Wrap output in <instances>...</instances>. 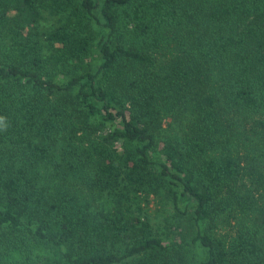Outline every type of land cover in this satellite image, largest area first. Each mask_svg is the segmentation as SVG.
I'll list each match as a JSON object with an SVG mask.
<instances>
[{
    "label": "trees",
    "instance_id": "16d2710c",
    "mask_svg": "<svg viewBox=\"0 0 264 264\" xmlns=\"http://www.w3.org/2000/svg\"><path fill=\"white\" fill-rule=\"evenodd\" d=\"M0 264H264V0H0Z\"/></svg>",
    "mask_w": 264,
    "mask_h": 264
},
{
    "label": "rangeland",
    "instance_id": "374dc122",
    "mask_svg": "<svg viewBox=\"0 0 264 264\" xmlns=\"http://www.w3.org/2000/svg\"><path fill=\"white\" fill-rule=\"evenodd\" d=\"M127 192L129 193V195H131V192L129 189ZM113 197L114 195L110 196V198H113ZM110 198L108 199L106 206H109L113 203V201ZM137 203L142 205L141 206L142 209H138L135 203L132 202L129 208L130 212H132L133 214V213H138V211H140L142 215L143 213L146 214L149 219L150 227L153 232L160 233L161 235H163L166 232H168L171 228H173L175 224V217L166 199L159 197L158 195H153L150 193L148 197L140 198L137 201ZM110 209H112V207H110L109 210ZM191 258L193 260L195 259V254L193 252H192Z\"/></svg>",
    "mask_w": 264,
    "mask_h": 264
}]
</instances>
